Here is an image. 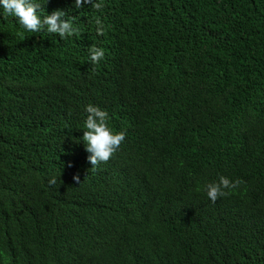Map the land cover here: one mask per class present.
<instances>
[{
	"label": "trees",
	"instance_id": "16d2710c",
	"mask_svg": "<svg viewBox=\"0 0 264 264\" xmlns=\"http://www.w3.org/2000/svg\"><path fill=\"white\" fill-rule=\"evenodd\" d=\"M35 2L80 34L0 8V264H264V0ZM89 104L126 132L97 170Z\"/></svg>",
	"mask_w": 264,
	"mask_h": 264
},
{
	"label": "clouds",
	"instance_id": "9594fccd",
	"mask_svg": "<svg viewBox=\"0 0 264 264\" xmlns=\"http://www.w3.org/2000/svg\"><path fill=\"white\" fill-rule=\"evenodd\" d=\"M48 2V0H47ZM85 4L91 5V8L100 10L103 2L96 0H75V8L81 9ZM0 8L5 15H11L17 18L20 25L29 32H42L57 34L61 39L79 35V29L74 27L75 18L65 19V13L61 10H55L51 14L41 17L40 10L42 5L35 0H0ZM97 35L103 36L105 28L99 18L96 19ZM89 60L92 64H98L104 59L105 51L102 48L91 46L88 51ZM88 113L85 121V131H83L82 141L86 152L90 153L88 161L96 170L106 164L122 147L126 132H113L108 126V113L94 104H89L86 108ZM71 167V165H68ZM73 180L80 184L79 175L73 176ZM57 178L53 177L49 184L54 186ZM243 181H231L229 178L220 176L218 182L205 185V191L208 199L214 204L216 201L228 195L229 191L236 189ZM227 190V191H226Z\"/></svg>",
	"mask_w": 264,
	"mask_h": 264
}]
</instances>
